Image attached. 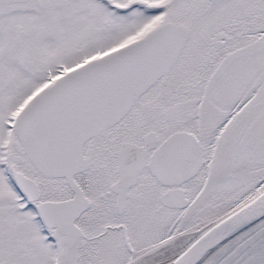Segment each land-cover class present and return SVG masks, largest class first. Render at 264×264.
<instances>
[{
	"label": "snow or ice",
	"instance_id": "snow-or-ice-1",
	"mask_svg": "<svg viewBox=\"0 0 264 264\" xmlns=\"http://www.w3.org/2000/svg\"><path fill=\"white\" fill-rule=\"evenodd\" d=\"M0 264H264V0H0Z\"/></svg>",
	"mask_w": 264,
	"mask_h": 264
}]
</instances>
